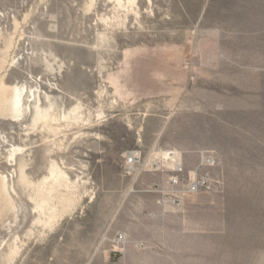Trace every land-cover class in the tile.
Returning <instances> with one entry per match:
<instances>
[{"label": "rangeland", "instance_id": "1", "mask_svg": "<svg viewBox=\"0 0 264 264\" xmlns=\"http://www.w3.org/2000/svg\"><path fill=\"white\" fill-rule=\"evenodd\" d=\"M137 1L0 0V81L87 119L0 118L18 208L0 216L2 259L18 239L13 264H264V0ZM14 147L34 183L52 160L80 179L55 228L34 224Z\"/></svg>", "mask_w": 264, "mask_h": 264}, {"label": "bare ground", "instance_id": "2", "mask_svg": "<svg viewBox=\"0 0 264 264\" xmlns=\"http://www.w3.org/2000/svg\"><path fill=\"white\" fill-rule=\"evenodd\" d=\"M111 1L115 2L120 9L123 8L128 12H135L138 3L137 0ZM26 90L25 86H6L2 80L0 81V118L16 124L22 122L30 112L33 115L34 127L42 124L53 132L57 131L53 123L64 121L69 125L87 121L82 117L81 106L58 116L54 112V105L50 103L49 97H47L50 105L48 108L41 106V97L37 95L38 92H32L30 100L25 101ZM32 102L33 111L32 106L29 105ZM102 115L103 113H99L98 117ZM177 154L179 155V153ZM18 157H20L19 160ZM9 161L12 167H17L14 172L19 179V185L33 205L32 213L36 216L34 219L36 226L44 229L55 228L61 218L76 211L82 197L79 190L83 188V185L80 179L73 181L70 178L68 173L70 168H67L66 165L62 166L56 160H52L48 175L42 177L38 183H34L28 173L29 164L26 160L25 150L14 147L10 151ZM16 195L15 185L11 179L0 174V216L4 213H11L14 219L17 218L18 208L14 198ZM19 254L20 246L18 239H15L9 246L8 253L3 255V259L0 254V264H13Z\"/></svg>", "mask_w": 264, "mask_h": 264}, {"label": "built area", "instance_id": "3", "mask_svg": "<svg viewBox=\"0 0 264 264\" xmlns=\"http://www.w3.org/2000/svg\"><path fill=\"white\" fill-rule=\"evenodd\" d=\"M125 161H126L125 173H127V174H131V173H135V172H137L139 174L140 173L139 168L142 167L143 164L145 163V161H143L141 153H138V152L128 154V156H126V158H125ZM177 170L179 171L180 168L177 167ZM172 183L174 185H176V184H178V181L172 180ZM198 187H199L198 183L191 182L187 188H188L190 193H195L199 189ZM179 201H180L179 199L170 198L169 203L173 202V203H176L179 205V203H178Z\"/></svg>", "mask_w": 264, "mask_h": 264}]
</instances>
